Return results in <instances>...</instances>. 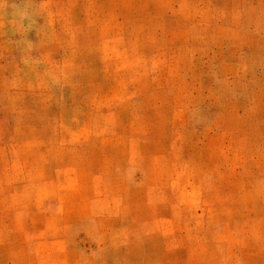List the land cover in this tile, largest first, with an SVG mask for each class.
Listing matches in <instances>:
<instances>
[{
	"label": "rangeland",
	"instance_id": "obj_1",
	"mask_svg": "<svg viewBox=\"0 0 264 264\" xmlns=\"http://www.w3.org/2000/svg\"><path fill=\"white\" fill-rule=\"evenodd\" d=\"M0 264H264V0H0Z\"/></svg>",
	"mask_w": 264,
	"mask_h": 264
}]
</instances>
